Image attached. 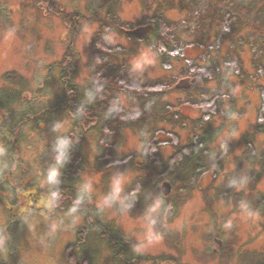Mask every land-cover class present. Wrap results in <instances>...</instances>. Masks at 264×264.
<instances>
[{"label": "rangeland", "instance_id": "1", "mask_svg": "<svg viewBox=\"0 0 264 264\" xmlns=\"http://www.w3.org/2000/svg\"><path fill=\"white\" fill-rule=\"evenodd\" d=\"M52 1L66 14L78 15L75 25L80 29L75 34L61 17L47 11L45 0H0V89L12 96L6 94L1 102L9 99V103L0 104V180L10 184H3L2 193L0 188V242L4 236L7 239L2 263L264 264V127L257 121L264 58L253 59L247 44L236 51L230 46V40L238 43L240 36L249 42L250 16L243 18V34L220 44V73L197 85L209 96L213 91L222 93L221 105L208 122L214 140L200 160L201 170L185 162L182 171L183 163L172 167L177 179L163 171L172 164L166 161L177 146L191 139L190 121L203 113L198 105L182 102L176 109L188 119L185 125L180 120L157 125L163 129L155 136L157 141L172 138L171 133L164 134L169 131L178 138L177 146H157L159 164L145 157L137 132L129 128L106 139V152H112L114 159L105 163L109 155L101 158L98 133L91 129L80 141V160L75 159V168L64 180L55 160L57 142L63 134L72 131L77 136V132L74 117L60 102L65 96L63 56L72 52L76 68L72 79L82 92L89 80V42L106 12L116 11L133 29L150 23L142 20L154 11L143 0H116L117 4L101 8L104 0ZM180 1L174 7L159 3L169 20L185 15L186 6H179ZM109 41L122 47L115 60L125 63L134 80L161 78L173 81L175 87L185 78L180 76L186 72L182 57L169 56L170 67L165 68L146 44L114 32ZM182 53L196 60L202 49L187 47ZM226 55L242 62L244 76L220 62ZM165 96L177 106L185 95L170 89ZM120 98L125 107L141 109L126 96ZM166 175L172 183L164 196L161 184ZM14 196L20 215L2 232L10 221L5 206ZM111 229L124 239L119 259L103 232Z\"/></svg>", "mask_w": 264, "mask_h": 264}, {"label": "trees", "instance_id": "2", "mask_svg": "<svg viewBox=\"0 0 264 264\" xmlns=\"http://www.w3.org/2000/svg\"><path fill=\"white\" fill-rule=\"evenodd\" d=\"M112 1L115 0H104L103 4L100 5V8ZM143 1L148 9L153 8L154 11L150 18L142 20V22L147 21L150 22L148 24L152 25V29L143 36L130 34L129 30H132L130 24L125 23V21L122 22L116 11L106 12L105 18L99 20V26L93 33V37L89 42V80L82 92L75 88L76 86L72 79L76 70L73 65V58L71 57L72 52H66L63 56L65 71L63 74L61 73V77L64 80L63 90L65 96L60 102L62 101L61 107L67 109L70 115L74 117L75 122L73 124V129H76L77 136L74 137V140L68 141V138L73 133L72 131H69V133L63 134V136L58 139L57 143L58 149L62 148L66 150V153H70L69 157H71L72 160H68L67 158L70 163H74L77 157L79 158L78 161L80 160V156H82L79 150L81 144L80 141L83 138L84 133L91 129L96 130L98 133L96 136V142H98V147L102 152L101 158L109 155V158L104 159V162L113 161L114 158L111 155L112 152L111 154L106 152V149L108 148L107 140L110 137L112 138L119 134L122 128H129L132 130L134 129L137 132L139 140L141 141V150L146 154V156H143L150 157L154 160L152 161L153 163L159 164L161 160L157 157V146L161 143L177 146L178 138H176L177 135L172 136L175 135V133L169 131L164 132V134L171 133L172 138L165 141H157L155 136L163 131V129L157 128V125L160 123H176L174 120H180L184 124L188 119H185L176 109L180 104H183L182 102L189 103V105H198V107H201L203 110L199 119L194 121L191 120L190 124H188V127H190L189 130H191L190 140L199 139L200 136H198V131L201 130L204 131L203 137L207 140V144L212 137H214L213 134L211 135L212 130H210L208 122L212 121L215 112L218 111V107L221 105L218 101L222 93H219V91H213L209 96L206 91L203 92L193 83H190L191 85L189 88L177 89L170 84L173 81L168 82L161 78H158L157 80L146 79L145 81L134 80L128 75L125 63L119 64L115 60L116 53L122 50V47L119 45H112L109 41V34L114 32L146 44L159 55L161 63L165 68L170 67L168 61L169 56L182 57L186 63V72L182 71L180 76L193 75L198 78L200 77L201 81L207 82L220 73L217 55L212 56L213 51H211L213 48L211 46L215 44L208 40V32L206 30V25L208 24L206 23L208 18L206 15L208 12L205 13L202 3H196V5H190L186 8V13L182 18L173 21L166 17L165 12L162 10L163 7L159 5L161 2L160 0ZM164 1L166 5H172L170 0H162V2ZM45 2L48 5V12L61 17L64 22L69 24L71 35L75 34V32L80 29V26L75 25L78 16L77 14H70L69 12L66 14L64 10L58 5H55L52 0H45ZM249 6L250 0H239L238 4L233 6V15L229 16L230 13H228L225 18L226 20L223 19L218 22V30H220L219 34H223L224 38L227 37V39H229L241 32L240 26L242 24L240 13H237L234 8H237L238 10L240 9L245 16L249 12ZM214 10L218 11L217 14H220L217 6L214 7L212 11ZM212 19L215 20L216 18L212 17ZM128 27H130V29H128ZM180 34L182 36H180ZM241 38L242 37L240 36L237 39L238 43L229 39L230 46L237 50L236 48L246 42ZM251 38L252 36H250V39ZM194 45L201 47L202 53L196 57V60L194 58H184L182 52L187 49V47ZM214 51L216 52L217 49ZM196 61L203 62V64L197 63ZM222 64L225 66L232 65L234 71L237 72L240 77L246 74L242 71L241 61L231 59L229 63L224 64L223 62ZM261 69V66H257V70L261 71ZM170 89L185 95L183 99L179 100L177 106L170 101L164 100V97H166L165 95ZM1 91L2 90L0 89V104L6 105L9 103V99H11L12 96L10 92L5 93ZM192 91L200 96L198 97V95L193 94ZM259 92L261 105L257 112V121L258 124H261V126L264 127V86L260 88ZM6 94L10 95L9 99H4L3 102H1V98ZM69 94H71V96H69ZM121 94L129 98V101L133 105L136 104L138 105L137 107L141 109L135 112L132 108L125 107L120 98ZM151 143H153V145L149 146ZM177 149L178 151H176L166 162L169 163L170 161L172 163V161L176 159L175 161L177 164L183 163L180 169L182 171V169H184L183 166L186 165L185 162H189L187 157L190 148L183 145L181 147L177 146ZM250 150L252 151L253 148L251 147ZM170 166L171 164H166L167 169H169ZM70 167L71 169L75 168L72 165H70ZM174 178L177 179V175H175ZM170 181L172 183V178H170ZM106 237L109 239L108 242L110 246L113 247L115 253L117 252L118 255L121 256L124 249L122 244V242L124 243V239L122 240V236H119L115 230L111 229Z\"/></svg>", "mask_w": 264, "mask_h": 264}, {"label": "flooded vegetation", "instance_id": "3", "mask_svg": "<svg viewBox=\"0 0 264 264\" xmlns=\"http://www.w3.org/2000/svg\"><path fill=\"white\" fill-rule=\"evenodd\" d=\"M115 1L107 3V5L117 4L118 0L116 2ZM183 2H185V0L180 1V3H179L180 5L179 6L185 5L186 8H188L190 5H196V3H198V4L202 3V5H203V7L205 9V13L208 12L207 15H206V17L208 16L206 23H208V27L211 26V28L209 27V30L213 31V33H214V35H213L214 37L213 38L208 33V40L211 43L215 44V45L211 46V47H213L211 49V51H213L212 56H215V54H216L217 55V59H219L220 57L218 58V49L220 47V44L225 39L227 40V37L224 38L223 34H219L220 30H218L219 26L217 24H218V22L220 20H223V19L226 20L225 18H226V15L228 13H230L229 16L233 15L232 14L233 6L237 5L239 0H212V1L211 0H188L185 3H183ZM170 3L172 4V7L177 5L176 4V0L175 1L174 0H170ZM216 6H217V8H219L220 14H217L218 11H216V10L212 11L213 8L216 7ZM249 7H250L249 12H248L247 15H245L246 16L245 18H247L249 16H250L249 18H251L250 24L252 25L251 26L252 33L250 32V34L247 37V39L249 40V43L245 42V43H243L241 45V47H244V45L247 43V45L249 46L248 47L249 50H251L253 52L252 58L253 59H257L259 61V59L262 60V58H264V0H250V6ZM234 10L237 11V13H240L241 24H242L240 26V29H241V33L243 34L244 25L246 24V21H243V16H244L243 12H241L240 9L238 10L237 8H234ZM217 15H218V17H217ZM212 17L216 18L217 20L216 19L213 20ZM146 24H148V23H146ZM250 36H252L251 39H250ZM215 42H217V43H215ZM215 46H216V48H215ZM189 47H195V49H197L199 46L194 45V46H189ZM199 49H202V48L199 47ZM216 49H217V51L215 52L214 50H216ZM230 60H231V58H228L227 55H226V56H224L223 59H221L220 62H222V63L224 62V64H227V63L230 62ZM238 61H240V60H238ZM188 76H183V77L188 78ZM263 114H264V111H263ZM201 115H202V113H200L199 116L201 117ZM203 133H204V131H202V130L198 131V136H200V138L197 139V140H195V139L194 140H188V143L185 144L186 147L190 148L188 150L189 153H188L187 159H189V163H191L192 167L194 169H196L197 171L201 170L200 169V167H201L200 160L203 159V156L207 154V149L209 148L208 145H210V143H212L213 140H214V137H212L210 142L207 144L206 143L207 140L203 137ZM212 134L213 133L211 132V135ZM74 137H75L74 135H71L68 138V141L74 140ZM69 154L70 153H66L65 149H62V148L60 149L59 148L58 152H57V156L55 157V160L58 163V165H60L62 167L61 171H62V175H63V179L64 180H65V177L68 176V172H71L73 170V169H71L70 165H72V166L75 165V164L73 165V163H70V161H68V160H72L71 157H69ZM67 158H68V160H67ZM175 160L176 159H174L172 161V164L169 167V169L165 168L163 171L171 173L170 175H176V174H174V171L172 170V167H174L173 165H177ZM66 161H68V162H66ZM66 165H69V166H66ZM190 175H193L192 170L190 172ZM164 176L165 175H163V177ZM167 178L170 180L171 177L166 175V178H164L162 180V182L163 181H168V182L171 183V181H169ZM8 181L9 180H2V179L0 180L1 193H2L3 184H7V186L10 187V184H9ZM65 183H66V181L63 182V185H61V186H65ZM15 198H16L15 196L11 198L12 201L10 202V206L9 207L5 206V208L9 212V217L8 218H9L10 221L8 223L3 224V226L1 227V231L2 232L5 230V226L8 225V227H10L11 223L14 222V218H16L17 215H20V213L18 212L19 209L17 207L19 201H18L17 198H16L17 201H15ZM3 201H4V199H3ZM103 232H104V235L107 236L110 231L107 232L106 230H104ZM1 240H2V242H0V254H1V256H3L4 251H6L5 250L6 246L3 245L4 244L3 242L7 241L6 236H4V239L1 238ZM216 242H218L220 244L219 240H217ZM112 251H113V254L116 255L113 247H112ZM215 251L216 250L214 248L212 252H215ZM119 257L120 256L118 255L117 258L119 259ZM2 261L3 260H0V263L4 264V263H2Z\"/></svg>", "mask_w": 264, "mask_h": 264}, {"label": "water", "instance_id": "4", "mask_svg": "<svg viewBox=\"0 0 264 264\" xmlns=\"http://www.w3.org/2000/svg\"><path fill=\"white\" fill-rule=\"evenodd\" d=\"M150 29H152V25L147 24L144 26H139V27H135L132 30H129L130 34H134L136 36H143L144 34H146ZM201 82L200 77H194V78H181L178 80V82L175 84V87L178 88H189V86L191 85L190 83L199 85V83ZM170 189H171V185L170 182L168 181H164L161 184V192L164 196L168 195L170 193ZM169 214V211L167 212Z\"/></svg>", "mask_w": 264, "mask_h": 264}, {"label": "clouds", "instance_id": "5", "mask_svg": "<svg viewBox=\"0 0 264 264\" xmlns=\"http://www.w3.org/2000/svg\"><path fill=\"white\" fill-rule=\"evenodd\" d=\"M135 66H136V67H139V64H136Z\"/></svg>", "mask_w": 264, "mask_h": 264}, {"label": "snow or ice", "instance_id": "6", "mask_svg": "<svg viewBox=\"0 0 264 264\" xmlns=\"http://www.w3.org/2000/svg\"><path fill=\"white\" fill-rule=\"evenodd\" d=\"M118 183H119V182L117 181V185H118Z\"/></svg>", "mask_w": 264, "mask_h": 264}]
</instances>
